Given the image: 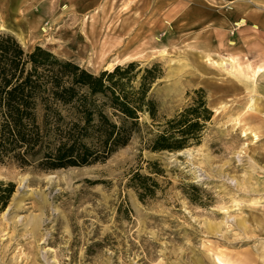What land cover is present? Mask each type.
I'll return each instance as SVG.
<instances>
[{
    "label": "rangeland",
    "instance_id": "rangeland-1",
    "mask_svg": "<svg viewBox=\"0 0 264 264\" xmlns=\"http://www.w3.org/2000/svg\"><path fill=\"white\" fill-rule=\"evenodd\" d=\"M0 32L95 74L131 61L163 71L150 90L159 120L142 114L106 160L0 161L15 184L0 264H264V0H0ZM200 88L213 115L199 144L149 149Z\"/></svg>",
    "mask_w": 264,
    "mask_h": 264
},
{
    "label": "trees",
    "instance_id": "trees-1",
    "mask_svg": "<svg viewBox=\"0 0 264 264\" xmlns=\"http://www.w3.org/2000/svg\"><path fill=\"white\" fill-rule=\"evenodd\" d=\"M162 73L159 63L131 61L95 74L40 45L26 51L12 34L0 32V161L54 170L106 160L128 143L142 114L159 120L150 90ZM191 100L165 119L149 149L199 144L213 112L203 89ZM133 178L144 192L157 184L139 173ZM14 191L13 182L0 180V212Z\"/></svg>",
    "mask_w": 264,
    "mask_h": 264
},
{
    "label": "bare ground",
    "instance_id": "bare-ground-1",
    "mask_svg": "<svg viewBox=\"0 0 264 264\" xmlns=\"http://www.w3.org/2000/svg\"><path fill=\"white\" fill-rule=\"evenodd\" d=\"M5 4H7V2L5 1L4 3H3V5L4 6H6ZM13 7V6H12ZM15 8H18L17 6L15 7ZM19 9H20V7H19ZM20 23H21V21H20ZM16 24H19V23H16ZM18 26V25H17ZM18 28H19V30H17L15 33H16V35L18 36V38L19 39H24L25 38V36H24V32H23V30L18 26ZM110 67V66H109ZM262 72H264V68H262V70H261V73ZM253 106V105H252ZM52 176V175H51ZM26 178V177H25ZM24 177L21 179V184H20V186L21 185H23L24 183H25V179ZM49 180V179H48Z\"/></svg>",
    "mask_w": 264,
    "mask_h": 264
},
{
    "label": "crops",
    "instance_id": "crops-1",
    "mask_svg": "<svg viewBox=\"0 0 264 264\" xmlns=\"http://www.w3.org/2000/svg\"><path fill=\"white\" fill-rule=\"evenodd\" d=\"M262 68H264V64H263V65H258L259 72H261ZM255 75H256L257 78H258L259 76L264 75V72H262V73H256V72H255Z\"/></svg>",
    "mask_w": 264,
    "mask_h": 264
}]
</instances>
